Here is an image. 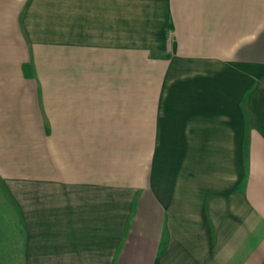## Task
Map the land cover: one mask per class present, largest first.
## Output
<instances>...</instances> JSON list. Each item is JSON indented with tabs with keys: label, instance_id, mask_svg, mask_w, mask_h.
Instances as JSON below:
<instances>
[{
	"label": "crops",
	"instance_id": "crops-1",
	"mask_svg": "<svg viewBox=\"0 0 264 264\" xmlns=\"http://www.w3.org/2000/svg\"><path fill=\"white\" fill-rule=\"evenodd\" d=\"M1 212V264H264V0H0Z\"/></svg>",
	"mask_w": 264,
	"mask_h": 264
},
{
	"label": "rangeland",
	"instance_id": "rangeland-1",
	"mask_svg": "<svg viewBox=\"0 0 264 264\" xmlns=\"http://www.w3.org/2000/svg\"><path fill=\"white\" fill-rule=\"evenodd\" d=\"M0 219L2 220V222H3V226L4 227H6V230H7V227H9V228H11L10 226V224L9 225H7V219L5 218V213H0ZM11 231H12V229H11Z\"/></svg>",
	"mask_w": 264,
	"mask_h": 264
},
{
	"label": "trees",
	"instance_id": "trees-1",
	"mask_svg": "<svg viewBox=\"0 0 264 264\" xmlns=\"http://www.w3.org/2000/svg\"><path fill=\"white\" fill-rule=\"evenodd\" d=\"M25 70H26V72H28V74L30 73L29 71H27V70H29L28 66H25ZM0 264H1V261H0Z\"/></svg>",
	"mask_w": 264,
	"mask_h": 264
}]
</instances>
